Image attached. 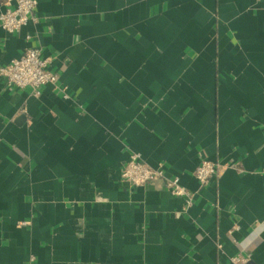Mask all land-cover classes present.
I'll return each instance as SVG.
<instances>
[{
  "label": "crops",
  "instance_id": "crops-1",
  "mask_svg": "<svg viewBox=\"0 0 264 264\" xmlns=\"http://www.w3.org/2000/svg\"><path fill=\"white\" fill-rule=\"evenodd\" d=\"M37 3L0 64L39 46L69 97L0 76V264H264V0Z\"/></svg>",
  "mask_w": 264,
  "mask_h": 264
},
{
  "label": "built area",
  "instance_id": "built-area-1",
  "mask_svg": "<svg viewBox=\"0 0 264 264\" xmlns=\"http://www.w3.org/2000/svg\"><path fill=\"white\" fill-rule=\"evenodd\" d=\"M1 3L4 8L0 12V27L7 33L17 31L22 26L38 20L37 0H2ZM51 61L52 55L42 54L39 46L29 45L9 62L0 64V76L6 83L17 87H30L35 96L40 95L41 86L48 85L63 98H68L66 86L62 84L58 74L49 68ZM218 166V162L201 160L196 166L194 175L201 184H206L218 172ZM121 177L131 187L143 186L164 178V164L153 167L137 153H131L124 162ZM166 184L172 195L185 198V208L190 205V190L183 187L178 178L169 179ZM34 259L31 255L22 264H32ZM247 262V257L236 254L230 257L229 264H247Z\"/></svg>",
  "mask_w": 264,
  "mask_h": 264
}]
</instances>
